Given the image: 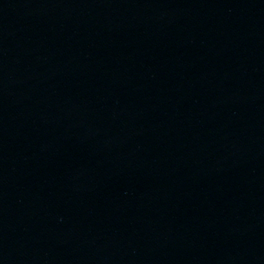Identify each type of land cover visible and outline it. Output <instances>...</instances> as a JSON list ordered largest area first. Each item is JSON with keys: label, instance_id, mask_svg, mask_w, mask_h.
I'll return each instance as SVG.
<instances>
[{"label": "water", "instance_id": "obj_1", "mask_svg": "<svg viewBox=\"0 0 264 264\" xmlns=\"http://www.w3.org/2000/svg\"><path fill=\"white\" fill-rule=\"evenodd\" d=\"M0 264H264V0H0Z\"/></svg>", "mask_w": 264, "mask_h": 264}]
</instances>
